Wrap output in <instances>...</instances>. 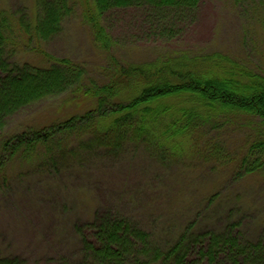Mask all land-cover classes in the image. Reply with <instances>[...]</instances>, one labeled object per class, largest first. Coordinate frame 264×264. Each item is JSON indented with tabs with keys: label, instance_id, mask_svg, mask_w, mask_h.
Instances as JSON below:
<instances>
[{
	"label": "rangeland",
	"instance_id": "374dc122",
	"mask_svg": "<svg viewBox=\"0 0 264 264\" xmlns=\"http://www.w3.org/2000/svg\"><path fill=\"white\" fill-rule=\"evenodd\" d=\"M64 1L60 31L39 45L51 56L82 67L85 86L103 85L108 82L109 58L93 40L84 1ZM0 10L9 17L15 36L9 46L13 57L48 66L31 51L34 41L20 34V18L35 23L39 16L36 1L0 0ZM139 20L131 11L100 18L115 45L113 53L123 63L147 62L170 51L135 40ZM171 47L193 54L221 52L264 74V5L204 0L196 24ZM93 105L72 93L43 99L9 118L2 136L82 116ZM260 123L254 118L207 125L184 142L176 156L144 141L127 142L115 151L99 149L89 137L69 138L62 151L50 147L30 158L19 156L0 174V251L26 264L77 260L74 226L90 223L95 211L106 207L143 229L162 252L185 232L191 240L204 231H222L229 222L238 223L247 240H264V168L243 177L235 174L246 149L262 139Z\"/></svg>",
	"mask_w": 264,
	"mask_h": 264
},
{
	"label": "trees",
	"instance_id": "16d2710c",
	"mask_svg": "<svg viewBox=\"0 0 264 264\" xmlns=\"http://www.w3.org/2000/svg\"><path fill=\"white\" fill-rule=\"evenodd\" d=\"M35 1L39 10L35 23H23V18L18 22L20 34L34 41L31 51L50 63L46 67L13 57L11 22L0 10V174L19 156L30 158L50 147L64 150L72 137L92 138L99 149L113 151L127 142L144 141L176 156L183 143L207 125L254 118L261 121L262 139L246 149L235 174L243 177L264 168V74L221 52L193 54L171 47L196 24L204 0H83L93 40L109 58L108 82L91 86L83 84L82 67L51 56L39 45L60 31L65 1ZM224 1L233 6L255 1L264 5V0ZM112 11L137 13L140 32L135 40L170 51L147 62L123 63L113 53L115 45L100 23ZM65 93L92 101L94 107L48 127L2 136L7 120L19 111ZM74 227L79 258H62L61 264H264V240H247L235 222L222 231L201 232L191 240L185 232L166 252L113 208L98 209L90 223ZM0 264L26 263L0 251Z\"/></svg>",
	"mask_w": 264,
	"mask_h": 264
}]
</instances>
